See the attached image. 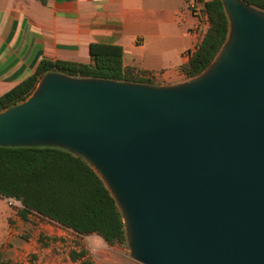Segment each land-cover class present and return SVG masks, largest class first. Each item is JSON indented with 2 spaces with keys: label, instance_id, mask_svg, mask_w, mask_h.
Here are the masks:
<instances>
[{
  "label": "water",
  "instance_id": "95a60500",
  "mask_svg": "<svg viewBox=\"0 0 264 264\" xmlns=\"http://www.w3.org/2000/svg\"><path fill=\"white\" fill-rule=\"evenodd\" d=\"M222 3L228 40L184 83L49 73L0 110V146L66 149L99 175L138 264H264V12Z\"/></svg>",
  "mask_w": 264,
  "mask_h": 264
},
{
  "label": "crops",
  "instance_id": "0c3cea01",
  "mask_svg": "<svg viewBox=\"0 0 264 264\" xmlns=\"http://www.w3.org/2000/svg\"><path fill=\"white\" fill-rule=\"evenodd\" d=\"M190 4L191 0H0V96L34 74L42 60L89 63L92 43L121 46L125 67L150 74L166 86L184 83L181 68L208 27ZM6 199L0 196V255L2 246L17 235L16 228L33 217L22 220L6 206Z\"/></svg>",
  "mask_w": 264,
  "mask_h": 264
},
{
  "label": "trees",
  "instance_id": "16d2710c",
  "mask_svg": "<svg viewBox=\"0 0 264 264\" xmlns=\"http://www.w3.org/2000/svg\"><path fill=\"white\" fill-rule=\"evenodd\" d=\"M241 1L264 12V0ZM203 9L208 27L181 68L186 80L200 75L213 63L230 33L222 0L204 2ZM89 56L87 64L42 60L34 74L0 96V110L25 100L49 73L160 86L155 84L154 76L124 66L121 46L92 43ZM0 196L21 204L17 215L24 221L35 216L78 236L97 235L110 246L127 240L122 212L102 179L83 158L66 149L0 146ZM69 257L73 262L91 264L84 250H73Z\"/></svg>",
  "mask_w": 264,
  "mask_h": 264
},
{
  "label": "rangeland",
  "instance_id": "374dc122",
  "mask_svg": "<svg viewBox=\"0 0 264 264\" xmlns=\"http://www.w3.org/2000/svg\"><path fill=\"white\" fill-rule=\"evenodd\" d=\"M155 84L160 85L158 87L166 86L159 80ZM6 206L15 212L18 210L8 204ZM1 225L0 222V235ZM16 232L15 238L2 246L1 264H83L81 261H71L69 253L73 250H84L85 258L91 264H138L131 257L127 240L124 244L110 246L97 235L78 236L34 216L22 227L16 228ZM41 236L42 242L39 241Z\"/></svg>",
  "mask_w": 264,
  "mask_h": 264
},
{
  "label": "built area",
  "instance_id": "2783aa9c",
  "mask_svg": "<svg viewBox=\"0 0 264 264\" xmlns=\"http://www.w3.org/2000/svg\"><path fill=\"white\" fill-rule=\"evenodd\" d=\"M190 8L193 11V13L195 12L198 16H200L202 18L201 22L207 23V15L203 9V4L201 3L200 0H191ZM195 29L198 31L199 26H197ZM187 55L190 56V54H187ZM6 202L11 207H15L17 209H19L21 207V204L18 201H16L15 199H8L7 198Z\"/></svg>",
  "mask_w": 264,
  "mask_h": 264
}]
</instances>
